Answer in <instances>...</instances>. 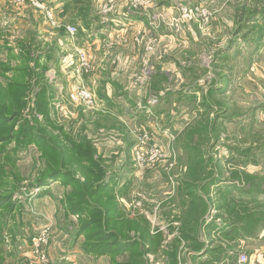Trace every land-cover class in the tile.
<instances>
[{"label":"rangeland","instance_id":"obj_1","mask_svg":"<svg viewBox=\"0 0 264 264\" xmlns=\"http://www.w3.org/2000/svg\"><path fill=\"white\" fill-rule=\"evenodd\" d=\"M131 1L128 13L140 11L151 15L150 29L146 26L145 31H133L136 34L134 41L140 44L138 48L144 46L146 56L142 55L144 51L141 52L143 57L134 63L133 76H128L143 98L139 105L124 100L121 110L127 117L118 121L114 117L101 116L98 104L96 110H89L74 103L70 97L71 90L81 86L87 88L80 81L85 74L79 76L76 70L80 53L88 57L95 31L89 34L84 31L85 35L78 38L79 33L71 36L67 26L68 34L62 36L58 32L61 28L57 27V21H62V13L52 8L53 4H46L44 0L22 3L0 0V46L3 39H9L6 41L17 52L20 50L17 42L33 34L38 45L33 48L36 55L50 49L55 54V59L49 61L51 69L42 84L37 81L39 76L33 75V92L27 98V108L11 125L17 130L24 121L30 125L37 116L45 132L52 129L55 136L58 129L63 130L64 135L60 133V140L55 142L60 148L67 147L68 153L71 143L83 147L89 141L92 148L91 156L81 158L76 150L68 155L71 157L68 165L57 167L65 177L46 179L50 165L54 164L44 153L48 139L40 144L36 137L30 136L29 143L28 137L20 133L3 146L0 144V196L11 199L0 205V264H197L193 255L202 247L184 240L175 250L169 242L185 227L186 214L187 227L196 229L194 235H198L206 206L195 199V195H201L206 201V215L216 190L214 184L207 185L210 180L227 183L226 189L220 191L223 194L217 206L223 205L231 212L236 210L240 217L253 211H261L256 217L264 214V207L255 199L251 205L241 202L233 205L225 199V193L232 194V191L241 199L242 193L264 194V177L255 176L264 174L261 169L264 166V101L245 97L239 86L237 79L243 77L244 70V60L239 58L241 52L228 56L220 52L226 51L235 40L242 45L246 18L264 10L262 0H251L250 3L249 0H153L147 8H135ZM36 3L51 12V17ZM163 3H167L169 9H158L154 15V7ZM115 5V0H109L101 10L97 7L92 11L93 16L100 17L105 25L110 24L109 35L112 36L103 44L104 50L115 46L111 39L115 33H121L122 24L118 23ZM199 8L210 12L207 23L196 14H190ZM158 14L160 23L156 25ZM95 24L99 25V22ZM161 33L176 39L184 37L186 41L162 44L157 39V34ZM21 45L25 47V44ZM93 50L98 49L94 47ZM58 55L70 56L74 63L70 72L74 75L68 69L62 70L65 57L58 58ZM26 58L28 56L20 59L22 63ZM10 59L12 64L18 63L15 57L6 58V53L0 51L1 61ZM30 63L33 65L34 61ZM233 66L235 69L230 70ZM229 71L232 76L230 94H220L215 89L225 83V73ZM44 85L52 93L46 119L35 111L36 95ZM198 86L205 90L199 93L203 97L197 103ZM165 98L167 101L163 103ZM182 101L187 106L182 105ZM147 106L150 109H145ZM135 131L148 135L150 143L147 142L145 148L137 143ZM153 151H158L160 156L152 166H144L142 160L137 159L138 154L141 159H149ZM92 162L99 164L102 170V177L95 184L102 191L99 197L87 199V209L80 206L81 210L73 213L71 209L78 202L72 199L71 192L78 186L77 182L83 184L86 178L81 166L89 167ZM251 162L259 169L249 165ZM95 176H98V170ZM186 195L194 205L201 204L194 218L191 207L185 209L179 205ZM106 202L111 204L106 205ZM96 205L104 207L105 211L110 207L114 219L122 218L137 224V232L128 230L126 238H118L120 243L137 240V246H128L129 251L117 247L108 254L85 251L90 243L100 240L96 235L105 231L101 225L90 224L92 220L88 214ZM86 225L91 227L80 236V230ZM109 229L119 231L111 225ZM40 235L47 242L41 243L37 254L32 239Z\"/></svg>","mask_w":264,"mask_h":264},{"label":"crops","instance_id":"obj_2","mask_svg":"<svg viewBox=\"0 0 264 264\" xmlns=\"http://www.w3.org/2000/svg\"><path fill=\"white\" fill-rule=\"evenodd\" d=\"M108 1L109 0H44V3L53 4V6L51 5L52 8H55L56 11H61V20L63 21V23L62 21L61 23L57 21L59 23L57 27L61 28L58 29V32H60L62 36L66 35L67 32L65 31V29L67 26H73L77 29L79 27V34H77L78 38H82V36L85 35L84 31L87 32V34L91 33L92 30L95 31L94 37L90 40L91 44L89 45V47H91V49H89V52L87 54L93 65V71L90 74L82 75L83 77L80 78V81L84 82L87 88L96 97L99 107V113L101 114V116L114 117L118 121H124L127 117V115L124 114L121 110L124 100L129 101V104L137 103L136 105H139L141 99L143 98L140 93H137V88L133 86L131 79H128L129 74L132 75V72L134 71V63L137 62V60L141 57L146 56L144 46L143 48L142 46L138 48L140 44L134 41L136 34L135 32L133 33V31L134 29H136L137 32L140 30L145 31L144 28L146 26H148L149 28L151 15H145L143 13H140V11L128 13L130 6L129 3L131 0H115L116 13L119 15L117 17L118 23L122 24V28L120 27L121 33H115V35H113V38L111 39L116 45L111 49L104 50L105 46L103 44L109 42L108 38L112 36L109 35L110 24L105 25L104 21H101L100 17L93 16L92 11L93 8L95 9L97 7H99L101 10L102 6ZM250 1L251 0H249V3ZM57 2L60 6L56 4ZM262 4L264 6L263 0ZM154 8V15L157 13L158 9H163V11L169 9L167 3H165L164 5L158 4ZM154 8L152 9L151 13L154 11ZM255 15L250 18H246V23L242 29L243 31H245L243 34L245 35V37H243L242 45L237 42V40H235L232 41L230 45H228L226 51L220 52L224 53L222 55L226 56L237 51L241 52V56L239 58L244 60V70L243 77L237 79V81H239V86H241L245 97L250 96L252 98L262 100L263 102L264 10H258L257 12H255ZM159 16V14L155 16V21H157L156 25L158 24V22L160 23V18H158ZM96 22H99V25H96ZM218 24L220 25L221 23L218 22ZM215 28L216 31L219 30L218 26H216ZM189 36L192 39V36ZM157 39H159V42H162V44H168L167 42H169L170 44V42L172 41L185 43L186 41L184 37L176 39L174 36L165 33L157 34ZM6 40L9 39H3V45L0 46V51L2 53H6V58L12 56L17 59L18 63L16 65L12 64V59L8 60L11 61L10 63L12 68H16V66L21 65L22 61L20 59L23 56H27V54L24 53V50H22L23 46L21 44H25V47H29V49L25 50H29L30 59L31 61H34L33 65L32 63H30L29 67L31 69H34L36 73L43 75L41 76L42 84L44 81V77H46V73L51 69L49 66V61H51L55 57L54 51L50 49L43 54L41 53L40 55H36L33 48L38 45L36 37L33 36V34L32 36H29V38L23 39V43V40H19L17 42L19 43L18 46H20V50L17 52V49L14 47L12 48V44L9 41L7 42ZM94 47L98 50H93ZM17 48L19 49V47ZM141 52H143L144 54H142ZM23 53L24 55L22 56ZM57 54H59V52H57ZM140 54H142L143 56H141ZM57 57L64 58L65 56L58 55ZM8 61L6 60L3 62L0 60V62H3V64L5 65H9ZM62 64V70L68 69L67 71L71 73L70 71H72V68H74L72 67L74 66V63L69 55L64 58ZM233 69H235V66H233V68L230 67V70ZM71 74L74 75V73ZM7 75L10 76V74ZM225 77L227 78L225 83H223L222 86L220 85L216 87L215 91L220 94L228 95L230 94L231 90V87H229V83L232 80L230 71L225 73ZM80 81L78 82L79 84ZM68 89L71 88L68 87ZM203 89L204 88H201L200 90L199 86L197 88V92L195 94L197 103L200 98L203 97V94H199ZM74 90L75 89L71 91ZM57 100L59 101V99ZM166 101V98L162 100L163 103H165ZM185 101H187V97H185ZM181 104L184 105V101H182ZM184 106H187V104H185ZM145 109H150V107L147 106ZM250 164L254 166L253 162L249 163V165ZM254 168L257 167L254 166ZM261 169L263 170L264 166L261 167ZM245 174L250 173L248 171H245ZM255 176L264 177V174H257ZM212 184H214L216 189L213 191V204L211 205V207L209 206L206 215L203 216L202 212L201 225L198 235H194L197 232L196 229H191L186 226L187 228L184 227V229L188 231V234L186 235H189L190 238H183L181 228V230H179L180 235H174L173 239H171V241L169 242V245L172 248L178 245V247H176V249H178L180 247L181 241L184 242V240H187L188 242L193 244H198L200 248H202L199 250L196 249L197 251L193 255L197 264H231V262L232 264H237L239 256L241 254L247 255L251 259V262L264 264V214L263 216L260 215L259 217H256V213H260L261 211L255 213H253V211L252 213H244L240 217L236 210L231 212L230 209L225 210V207H223V205L217 206L216 204L220 201V198L223 194V192L220 191L226 189L225 186L227 185V183L220 182V180H210L207 183V185ZM234 192L235 191H232V194L231 192L225 193V199H228L229 202H233V205H235V202H241L246 203L245 205H251L253 204L252 199H255L254 201H259L260 206L264 207V194L254 195L251 192L242 193L241 195L244 197H242L243 199H241L236 198ZM195 197V199L201 198L204 200L201 195H195ZM185 198H188V200L186 201ZM179 205L183 206L185 209H188L190 207L192 208L193 200H190V197L186 195L182 203L179 202ZM173 210L174 209L172 208L171 212H173ZM263 211L264 208L262 212ZM187 217L188 214L185 215V220L183 223L184 226L187 224ZM195 221H198L197 218L195 219Z\"/></svg>","mask_w":264,"mask_h":264},{"label":"trees","instance_id":"obj_3","mask_svg":"<svg viewBox=\"0 0 264 264\" xmlns=\"http://www.w3.org/2000/svg\"><path fill=\"white\" fill-rule=\"evenodd\" d=\"M255 15V13H254ZM256 16V15H255ZM254 16V17H255ZM24 48V49H23ZM22 50H24V53L27 54L28 59L26 58L23 60V63L19 66H16V68H12L9 65L0 64V144L4 145L5 143L12 140L15 136H19L20 133L24 134V137H28V142L30 143L32 136L36 137L39 141H43L44 139H48V145L46 146V150L44 151L45 156L49 157L50 159H53L54 164L51 167L50 174L47 176L48 178H60L65 177L64 175H61L60 169H57V167H63L65 168L68 165V161L71 159L69 154L72 153V151L76 150L77 153L81 156V158L84 155H90L91 156V146L87 143H84V146L82 147V144H69L70 145V153L67 151V147L60 148L56 142L60 140L59 134L63 133L62 129H58L59 133L55 136L52 134V129H50L47 133L43 130L41 127V122L34 117V122H31L30 125L28 124V121H24L20 127L15 130L14 122L18 118L21 117L23 111L27 108L28 101L27 98L30 93L33 92V86L31 84L33 75L39 76L37 77L38 83L42 80L40 74L35 73L34 69H31L30 66V53L29 47H23ZM7 74H10L7 75ZM41 78V79H40ZM36 101H35V111L36 114L43 115L46 119V116L49 113L50 110V102L49 98H52V93H50V90L46 85L41 87V89L38 91L36 95ZM32 112V111H31ZM23 122V121H22ZM36 126V129H35ZM36 130V131H35ZM31 136V137H30ZM67 138V137H66ZM70 139V138H69ZM70 143V141H68ZM41 144V143H40ZM2 145V146H3ZM8 158V157H7ZM82 160V159H81ZM70 162V161H69ZM53 167L57 170L54 171ZM82 169H85L83 174L86 177L84 180V183L77 182V187L71 192V194L74 195V197L71 198L74 201H77L78 203L75 204L74 208L71 209L73 213H76V211H80L81 207L83 206V209H87V199L92 198L95 199L96 197H99L98 195L102 191L100 187L95 186L97 182H99L100 178L102 177V170L100 169V165L92 162L89 167L81 166ZM88 172L86 173V171ZM98 170V176H95V172ZM105 175V174H104ZM45 179V180H46ZM44 180V181H45ZM44 181H40V184ZM42 186V185H41ZM105 188V187H104ZM82 199H81V198ZM69 198V196H68ZM0 196V205H3L4 203L10 202L11 199H6ZM201 203H203V206H206L204 208L203 216L206 213L207 210V203L205 200L201 198H197ZM81 200V201H80ZM102 202V201H101ZM106 205L111 204L110 202H106ZM201 204L199 203V206L192 205V209L194 210V214L191 216L194 218L196 211L200 208ZM112 209L110 207H107V211H105V208L102 206L93 207L91 211L88 214V218H90L92 221H90V224H96L101 225L102 228L105 231H102L98 233L96 236L100 239L97 243H90L89 246L85 248V251L91 253V254H108L113 253L114 250H116L117 247L122 248L123 251H129V247H135L138 244V241H125L126 243H120L119 239L120 237L126 238L128 230H132L137 232V224L134 222H127L126 219H114L111 216ZM106 215V217H105ZM103 218V219H102ZM89 219V220H90ZM121 220V221H120ZM127 223L129 224V229L127 227ZM111 226L118 227V232L108 230V228ZM2 226V225H1ZM187 224L185 225V228ZM91 226L86 225L84 228H82L79 232V235L81 236L86 232ZM108 230V231H107ZM137 230V231H136ZM192 232V231H191ZM182 236L185 239H189L188 231L184 228L181 230ZM194 240V239H191ZM114 242V243H113ZM175 250L176 246L174 247Z\"/></svg>","mask_w":264,"mask_h":264},{"label":"built area","instance_id":"obj_4","mask_svg":"<svg viewBox=\"0 0 264 264\" xmlns=\"http://www.w3.org/2000/svg\"><path fill=\"white\" fill-rule=\"evenodd\" d=\"M19 3H22L26 0H17ZM153 2V0H134L132 1V4H134L135 8H139L140 6L142 8H147L148 6H150V4ZM36 6L42 10H45L46 13L51 17V12H49L43 5H40L38 3H36ZM112 9V8H111ZM143 12V11H142ZM190 14H196V16L198 18L201 19V21H203L204 23H207L210 17V12H208L206 9L204 8H199L198 10L192 11ZM68 32L71 36H75L78 33V29L76 27L70 26L68 27ZM140 43V41H139ZM150 47V42L147 43V48ZM91 61L90 59H88V57H86L85 54L80 53L79 55V59H78V68H77V73L78 75H82V74H90L93 71V67L91 65ZM70 97L71 100L79 105H82L83 107H85L86 109L89 110H96L95 108L97 107V100L96 97L92 94V92L86 88L85 86H81L76 88L74 91H72L70 93ZM96 106V107H95ZM97 110H99V107H97ZM263 114H264V110H263ZM145 133V132H144ZM137 138H138V144L141 145V147H146V143L149 140V137L147 134H143V133H134ZM150 143V141L148 142ZM147 143V145H148ZM159 152L158 151H153L151 154V157L149 159L145 158V159H141L138 157L137 159L140 161L142 160V163L144 164V166H152V164H154L155 160L159 157ZM33 241V246L34 249L36 250V253L39 254L40 253V247H41V243L42 242H47L45 239H43V235L41 236H36L33 237L32 239ZM237 264H261V263H257V262H251V259L245 255V254H241L239 256L238 259V263Z\"/></svg>","mask_w":264,"mask_h":264}]
</instances>
